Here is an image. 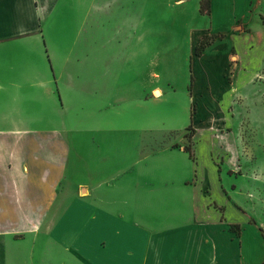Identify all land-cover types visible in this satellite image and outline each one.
<instances>
[{
    "label": "crops",
    "instance_id": "0c3cea01",
    "mask_svg": "<svg viewBox=\"0 0 264 264\" xmlns=\"http://www.w3.org/2000/svg\"><path fill=\"white\" fill-rule=\"evenodd\" d=\"M99 1L110 11L0 0V178L23 179L0 185V228H12L0 264H262L264 28L244 22L264 19V0H210L207 13L194 0L209 22L193 35L188 91L208 122L190 134L172 104L158 110L173 87L152 63L96 60L95 28L82 46L51 28L62 11L94 20ZM207 35L225 36L195 55Z\"/></svg>",
    "mask_w": 264,
    "mask_h": 264
},
{
    "label": "rangeland",
    "instance_id": "374dc122",
    "mask_svg": "<svg viewBox=\"0 0 264 264\" xmlns=\"http://www.w3.org/2000/svg\"><path fill=\"white\" fill-rule=\"evenodd\" d=\"M203 2L205 10H207V0H203ZM102 4L103 2H97V5H100L101 8L96 9L94 20L92 18L85 20L70 19L66 16L65 11H62L57 19L52 20L51 28L68 30L67 34L69 37L71 36L69 41H74L73 38H77L76 41L81 46L87 44L84 42L87 39L88 28H95L96 60L115 62L117 60L133 59L135 61L137 59L144 60L145 64L152 63L156 71H161L160 75L171 81L173 87L170 94L164 96V103L160 104L158 110L161 111L162 107L168 108V104H172L178 127L186 121V127L197 125L201 129L206 128L208 121L206 120L205 111L202 110L203 106H201L199 112L197 100L193 101L188 91L190 84L189 67L192 58L190 47L194 38L193 35L196 29L203 28L206 21L209 22L208 19L198 16L194 0L178 3H173L172 0H144L142 4L141 0H112L110 11H108L109 9L105 10ZM244 23L255 32L264 28V19L257 15ZM78 27H80V32L76 36L75 32ZM126 31L130 35L125 36ZM55 35H53V38H56ZM122 35H124L123 38H120ZM224 36L207 35L204 42L209 45ZM254 53L263 56L256 62V69L264 74V51L254 50ZM236 62L237 60L232 54L229 60L232 67L225 74L229 81L232 80L233 64ZM244 69L247 72L253 67ZM152 94L158 96L155 91ZM146 106L148 109L145 108L144 112L149 110L147 113H151V105ZM195 107L198 113H196V116L190 117ZM65 118L72 119L71 116ZM150 121L152 124L155 122L154 120ZM227 121L231 124H237L239 119L229 117ZM201 124L203 125L201 126ZM241 128L246 130V123ZM203 133H205V129L202 131ZM240 135L246 138V133L243 132ZM241 151L240 160L244 162L248 157L247 148H242ZM257 154H259V151H257ZM3 170L4 164L0 163V175L4 174ZM235 170L241 176L246 173V170L240 165L236 166ZM22 182L23 179L18 177L0 178V185L5 187L9 186L8 183L13 186L14 183L21 185ZM37 182L34 180V186ZM9 229L12 228L2 227L0 232H8ZM227 262L228 264H236V260H228Z\"/></svg>",
    "mask_w": 264,
    "mask_h": 264
},
{
    "label": "trees",
    "instance_id": "16d2710c",
    "mask_svg": "<svg viewBox=\"0 0 264 264\" xmlns=\"http://www.w3.org/2000/svg\"><path fill=\"white\" fill-rule=\"evenodd\" d=\"M209 2H210V0H207V6H208V8H209ZM199 5H200V12L201 13H207L208 12V9L205 10V8H204V2H203V0L200 1ZM204 38H205V36L201 39L199 45L197 46V48L195 50V55H200L201 52L204 50V48L207 46V44L204 42ZM187 130L189 131V134L192 133V130H191L190 127L187 128ZM261 231H262V236L264 238V231L263 230H261ZM262 264H264V262Z\"/></svg>",
    "mask_w": 264,
    "mask_h": 264
}]
</instances>
